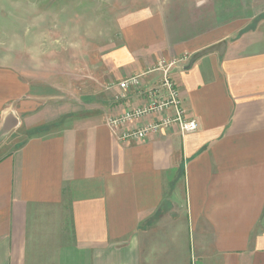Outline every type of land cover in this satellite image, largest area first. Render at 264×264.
Segmentation results:
<instances>
[{
  "label": "crops",
  "instance_id": "1",
  "mask_svg": "<svg viewBox=\"0 0 264 264\" xmlns=\"http://www.w3.org/2000/svg\"><path fill=\"white\" fill-rule=\"evenodd\" d=\"M117 23L109 74L79 93L0 66V264H264V11L198 42L160 12ZM220 41L173 73L196 131L117 140L106 119L147 103L157 61ZM133 75L141 89L119 98Z\"/></svg>",
  "mask_w": 264,
  "mask_h": 264
},
{
  "label": "rangeland",
  "instance_id": "2",
  "mask_svg": "<svg viewBox=\"0 0 264 264\" xmlns=\"http://www.w3.org/2000/svg\"><path fill=\"white\" fill-rule=\"evenodd\" d=\"M244 1L0 0V66L55 88L59 96L76 94L109 74L107 55L121 46L117 22L122 15L160 12L174 36L198 42L221 34L241 12L264 11V4Z\"/></svg>",
  "mask_w": 264,
  "mask_h": 264
},
{
  "label": "built area",
  "instance_id": "3",
  "mask_svg": "<svg viewBox=\"0 0 264 264\" xmlns=\"http://www.w3.org/2000/svg\"><path fill=\"white\" fill-rule=\"evenodd\" d=\"M189 60L188 55H183L157 61L149 72L159 73L158 82L142 90L147 103L144 106L130 109L120 116L106 119V125L118 141L142 142L148 134L157 132L161 128L177 127L181 133H191L197 130L196 122L185 118L180 94L173 80L174 71L188 65ZM141 77V75H134L118 82L119 98H125L129 92L139 91L142 86ZM149 116H158L159 119L140 128H126L132 122Z\"/></svg>",
  "mask_w": 264,
  "mask_h": 264
},
{
  "label": "water",
  "instance_id": "4",
  "mask_svg": "<svg viewBox=\"0 0 264 264\" xmlns=\"http://www.w3.org/2000/svg\"><path fill=\"white\" fill-rule=\"evenodd\" d=\"M225 49H226V42L225 41H220V42H217L216 44L212 45V46H209L207 48H204L198 52H196L195 54H193L189 60V63H188V69L193 65V63L206 56V55H209V54H217L219 56H222L225 52Z\"/></svg>",
  "mask_w": 264,
  "mask_h": 264
}]
</instances>
